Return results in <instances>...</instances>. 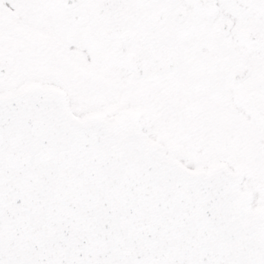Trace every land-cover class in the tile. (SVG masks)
I'll use <instances>...</instances> for the list:
<instances>
[{
    "label": "snow or ice",
    "instance_id": "obj_1",
    "mask_svg": "<svg viewBox=\"0 0 264 264\" xmlns=\"http://www.w3.org/2000/svg\"><path fill=\"white\" fill-rule=\"evenodd\" d=\"M0 264H264V0H0Z\"/></svg>",
    "mask_w": 264,
    "mask_h": 264
}]
</instances>
